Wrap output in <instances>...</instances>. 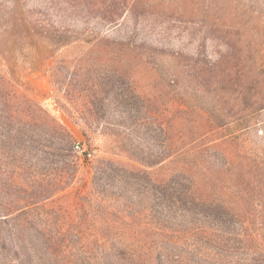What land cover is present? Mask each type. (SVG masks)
Masks as SVG:
<instances>
[{
	"label": "rangeland",
	"instance_id": "1",
	"mask_svg": "<svg viewBox=\"0 0 264 264\" xmlns=\"http://www.w3.org/2000/svg\"><path fill=\"white\" fill-rule=\"evenodd\" d=\"M0 4V35L14 28L0 42V202L67 181L13 240L39 247L44 230L75 253L96 240L128 242L126 204L92 188L93 171L112 161L149 191L182 179L196 199L230 213L212 230L198 207H183L164 232H144L153 250L142 264L159 253L162 264H264V0ZM61 126L74 137L73 169L43 149L45 138L33 158L11 140ZM124 192L133 212L148 208L135 187ZM92 252L68 264H100Z\"/></svg>",
	"mask_w": 264,
	"mask_h": 264
},
{
	"label": "trees",
	"instance_id": "2",
	"mask_svg": "<svg viewBox=\"0 0 264 264\" xmlns=\"http://www.w3.org/2000/svg\"><path fill=\"white\" fill-rule=\"evenodd\" d=\"M8 1L16 4L20 0ZM0 6L2 5L0 4ZM17 10H19V8H13V11ZM6 25L9 30L0 35V42L6 38V36H10L9 34L14 31L12 25ZM20 114H23V112H20ZM31 121V119L28 121L29 124ZM33 121L35 120L33 119ZM26 125L28 126V124L25 123L24 126ZM41 138H45L48 143L43 149L52 151V154L55 155L59 161H64L65 159L68 160V162L70 161V163H72V169L76 167V157L73 153L75 147L74 137L69 130L62 126L57 131L49 134H39L35 132L17 133L11 140L14 141V146L17 147L18 152L21 153L22 156L33 158L39 155L37 146ZM101 172L102 174L100 175L96 170L93 171L92 188L102 193H104L103 191L107 192L108 189V191L112 192L111 194H107V196L109 195V197H113L116 200L124 201V204H126L124 208H126V210L123 211L124 215L121 217L126 219V221L128 220L126 222L128 223V230L122 231V235L128 238L124 240L128 242L122 245H117L118 242L115 241H112L110 244H100L99 241L96 240L92 245L80 246L78 248L79 253H75L74 250L76 246L65 245L55 238L56 235H52L50 232L44 230L40 234V238H42L43 241L39 247L32 238H29V240L22 239L21 241L13 240L11 232H15L17 227L25 229L22 228L24 227L23 224L27 222V219H24V217L28 214L29 216L30 214L33 216L36 210L45 208L44 204L40 207L38 206L57 194L64 185H67L65 178L61 177L60 179H55L53 184L46 188H39L36 193L19 197L9 204L0 202V227L4 226L1 238L2 248L0 251V264H10L13 261V258L9 256V253H11L10 250H5L7 241L10 246V242L7 240L8 236H6L7 232L10 241L15 242L11 244V249L12 251L14 250L15 256L17 257L16 262H14L15 264H55L57 262L60 264H68L70 257L79 256L84 259L85 256L83 255L93 253V250H98L100 252L102 259L100 264H115L117 258L119 260L118 264H142L144 256L153 250V244L146 240L144 234L151 231L153 232L154 229H159L160 232H164V222L171 223L173 221H179L181 217L178 213L181 215L184 214L182 208L185 206L194 205L199 208V215H201L204 223L207 224V229L221 230V227H214L224 225L227 221L229 222L227 218L230 213L227 208L220 204L208 203L196 199L188 186H182L181 183L184 182L182 179L180 181L172 179L167 185H154L149 191L147 186H142L133 179L136 178L133 173L123 171L112 161H107L105 167L101 169ZM62 174L66 176L69 175L66 172ZM178 182H180V184ZM128 185L135 187L138 192V198L146 197L149 204L146 210L142 211V209H139L133 212L131 207L136 204L132 202L131 197L124 196L127 194L124 191L127 189ZM1 200L4 201L3 199ZM173 205H175L176 210L173 208ZM186 213L190 215L193 214L191 211H187ZM141 217L143 220H141ZM141 226L144 227L143 231L137 230V228ZM79 234L85 237L84 232H79ZM165 247L170 246L164 244L162 250L166 249ZM9 257L12 259L11 261L8 260ZM155 262L156 264H162V255L160 253L156 256ZM69 264L84 263L81 261L76 263L72 261V263Z\"/></svg>",
	"mask_w": 264,
	"mask_h": 264
},
{
	"label": "built area",
	"instance_id": "3",
	"mask_svg": "<svg viewBox=\"0 0 264 264\" xmlns=\"http://www.w3.org/2000/svg\"><path fill=\"white\" fill-rule=\"evenodd\" d=\"M80 148H79V146H76V150L78 151Z\"/></svg>",
	"mask_w": 264,
	"mask_h": 264
}]
</instances>
